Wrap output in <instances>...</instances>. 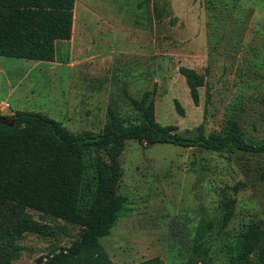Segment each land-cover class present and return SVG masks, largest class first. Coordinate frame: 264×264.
Instances as JSON below:
<instances>
[{
  "label": "rangeland",
  "instance_id": "obj_1",
  "mask_svg": "<svg viewBox=\"0 0 264 264\" xmlns=\"http://www.w3.org/2000/svg\"><path fill=\"white\" fill-rule=\"evenodd\" d=\"M75 15L56 62L0 57L5 117L40 113L73 135H97L109 109L138 123L128 96L151 92L155 120L179 134L234 127L264 143V0H76ZM180 67L204 77L198 106ZM95 157L106 160V151H90ZM119 164L126 213L99 241L113 264H239L240 234L251 221L264 225V155L128 141ZM225 200L232 217L222 227ZM30 213L52 236L25 235L14 264H35L80 238L81 228Z\"/></svg>",
  "mask_w": 264,
  "mask_h": 264
},
{
  "label": "trees",
  "instance_id": "obj_2",
  "mask_svg": "<svg viewBox=\"0 0 264 264\" xmlns=\"http://www.w3.org/2000/svg\"><path fill=\"white\" fill-rule=\"evenodd\" d=\"M75 2L0 0V57L56 62L57 43L72 37ZM179 73L198 106L204 77L185 67ZM151 96V92L140 99L128 96L138 123L126 124L109 109L107 125L97 135H73L61 123L27 111L13 113L12 127L0 124V264L19 259L25 235L52 236V228L37 222L30 212L81 228L79 239L35 264H113L99 241L126 213L128 199L117 189L122 176L119 157L128 141L217 154L264 155V143L247 140L234 127L192 137L179 134L173 126H162L155 120ZM176 109L183 115L177 102ZM100 149L106 151V160L89 158L90 151ZM243 187L239 183L234 189ZM224 203L222 227L232 217L230 200ZM237 243L234 262L249 264L254 257L256 264H264L263 222H249ZM139 264L162 263L150 259Z\"/></svg>",
  "mask_w": 264,
  "mask_h": 264
},
{
  "label": "water",
  "instance_id": "obj_3",
  "mask_svg": "<svg viewBox=\"0 0 264 264\" xmlns=\"http://www.w3.org/2000/svg\"><path fill=\"white\" fill-rule=\"evenodd\" d=\"M13 122H14L13 116H10L8 118H5V117L0 118V124H4V125L9 126V127L13 126Z\"/></svg>",
  "mask_w": 264,
  "mask_h": 264
},
{
  "label": "crops",
  "instance_id": "obj_4",
  "mask_svg": "<svg viewBox=\"0 0 264 264\" xmlns=\"http://www.w3.org/2000/svg\"><path fill=\"white\" fill-rule=\"evenodd\" d=\"M7 108H8V106L6 104L0 105V115H4V116H0V117H5V115H7L6 111H9V110H7Z\"/></svg>",
  "mask_w": 264,
  "mask_h": 264
},
{
  "label": "bare ground",
  "instance_id": "obj_5",
  "mask_svg": "<svg viewBox=\"0 0 264 264\" xmlns=\"http://www.w3.org/2000/svg\"><path fill=\"white\" fill-rule=\"evenodd\" d=\"M77 11V10H76ZM83 13V12H82ZM76 14V13H75ZM85 18V17H84ZM77 18H76V15H75V18H74V20H76ZM83 21V20H82ZM74 29H75V26H74Z\"/></svg>",
  "mask_w": 264,
  "mask_h": 264
}]
</instances>
